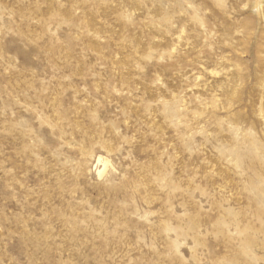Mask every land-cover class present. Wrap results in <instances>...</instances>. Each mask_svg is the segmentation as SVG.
I'll list each match as a JSON object with an SVG mask.
<instances>
[{"label":"rangeland","instance_id":"obj_1","mask_svg":"<svg viewBox=\"0 0 264 264\" xmlns=\"http://www.w3.org/2000/svg\"><path fill=\"white\" fill-rule=\"evenodd\" d=\"M0 264H264V0H0Z\"/></svg>","mask_w":264,"mask_h":264}]
</instances>
